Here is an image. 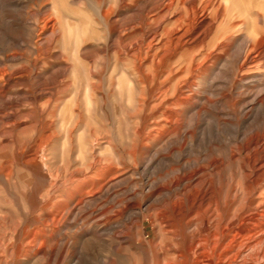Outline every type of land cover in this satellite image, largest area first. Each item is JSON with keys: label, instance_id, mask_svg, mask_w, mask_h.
I'll return each instance as SVG.
<instances>
[{"label": "rangeland", "instance_id": "374dc122", "mask_svg": "<svg viewBox=\"0 0 264 264\" xmlns=\"http://www.w3.org/2000/svg\"><path fill=\"white\" fill-rule=\"evenodd\" d=\"M150 1L156 0H0V155L25 160L32 150L43 144L39 156L44 158L42 161L38 158L34 167L44 173L60 168L61 173L66 157L69 155L73 160L76 156L75 161L79 162L80 157L75 155L77 146L90 144L92 140L94 144H114L121 148L123 144H141L139 138L142 137L151 144L152 153L157 148L155 144H172L161 152L166 156L163 160L150 165L146 177H158L175 167L177 158L173 150L176 149L180 155L178 162L193 166L190 176L197 178L199 184L220 191L224 208L235 201L232 207L236 213L232 212L227 222L238 226L241 224L239 216L247 211L251 195L241 194L236 182L247 187L264 174V105L259 104L260 100L264 102V92L259 94L258 102L251 104H254L253 109L241 110L240 106L251 101L252 95L261 88L259 73L263 74L264 68L258 69L260 72L257 69L238 72L235 50L242 34L262 25L258 15H264V0H233L237 4L235 15L239 21L244 20L243 29L247 31L238 32L237 28L226 32L234 44L233 49L223 54L214 51L212 61L218 56L215 65L205 62L213 64L210 74L194 80L187 78L193 81L187 94L197 97L191 98L186 128L185 124L181 128V122L175 121L172 112L166 119L159 120V124L154 118L143 124L135 115L134 100L138 96V85H143L137 81L145 76L139 78L133 69L141 61L131 62L127 57L142 45L146 28L152 33L155 31L156 21L147 27L145 15L159 18L166 14L170 20L176 14L169 7V0H160L161 6L150 13V5L146 4ZM203 17L199 16L195 23L203 21L202 25L206 26L214 12ZM223 17L215 19L216 26L224 24ZM195 36L193 32L190 39ZM207 41L208 38L205 45ZM201 50L205 53L209 48L197 51ZM182 61L178 54L171 59L174 67L180 66ZM89 84L97 85L96 92ZM198 97L204 101L200 102ZM76 101L81 115L77 124V116L72 112ZM68 144H73V150L67 154ZM109 155H115L112 149ZM0 161L6 163L4 159ZM130 170L128 167L117 179L125 178L126 183L133 186L137 176ZM146 177L141 176L143 180ZM172 179L176 181L177 176L173 175ZM13 181V184H5L0 177V233L10 220L14 225H22L32 219L41 203L35 193L43 194L49 179L22 169ZM124 187L125 184L120 185L116 191ZM146 205V200L140 204V218L145 217L146 222L142 246L131 241L136 240L135 230L126 222L118 226L114 234L100 235L102 242L94 239L92 233L85 241V234L98 231L104 223L115 220L113 211L109 214L111 218L101 220L96 226L83 216L80 220L83 225H77L78 239L65 247L61 255L55 257L54 254L40 262L31 256H21V260L23 264H101L102 261L105 264H150L152 254L157 257L168 241L150 221ZM263 205L264 202L257 199L250 207L259 210ZM148 243L153 244V253ZM38 247L34 246L28 255Z\"/></svg>", "mask_w": 264, "mask_h": 264}, {"label": "bare ground", "instance_id": "6f19581e", "mask_svg": "<svg viewBox=\"0 0 264 264\" xmlns=\"http://www.w3.org/2000/svg\"><path fill=\"white\" fill-rule=\"evenodd\" d=\"M252 2L256 3V1ZM146 4L150 5V13L161 6L160 0ZM235 5L237 4H234L233 0H169V7L176 13L169 18L170 20H167L166 14L159 18L155 17L156 15H145L147 27L150 26V22L156 21L155 31L152 33L146 28L147 30L143 33L144 39L141 40L142 45L139 44L136 49H133L134 52L132 50L133 54L131 52L127 57L131 62L136 59L141 61L133 69L139 78L141 75L145 76V79H139L136 76L139 79L138 84L143 83L141 86L138 85V96L134 100L135 115L141 123L145 124L149 119L154 118V122L159 124V120L166 119L172 112L176 116L175 121L181 122V128L188 127L189 120L186 114L192 105L191 98H196L197 95L187 94L191 91L190 87L193 83L187 78L194 80V78H202L210 74L212 65L218 58L217 56L212 61L214 51L223 54L233 49L234 44L230 36L225 33L235 31L237 28L238 32L242 31L245 25L244 20L239 21V17L235 15ZM258 6L256 7L259 8ZM210 11L214 12V21L211 18L212 21H208L206 26L202 25L203 21L195 23L199 16H206ZM255 14L254 16L257 15ZM220 15L225 16L224 24L216 26L215 19ZM258 16L262 25L242 34L239 47L235 50V62H237L238 72L241 71V73L264 68V15ZM193 32H196V36L190 39ZM156 36L159 38L157 39ZM207 38V45H205ZM156 39V43H153ZM202 47H208L209 50L205 53H202V50L197 51ZM176 54L183 59L178 67H174L171 63V59ZM207 61L213 64L206 65ZM263 74L259 73V77L262 76L259 78L262 80L261 88L252 95L251 101L241 104V110L247 107L253 109L254 104L252 106L251 104L255 103L259 94L264 92ZM184 78L187 80H183ZM183 81L185 82L182 84ZM166 83L171 85L167 86ZM96 87L95 84L90 85L95 92ZM185 88L187 90H184ZM87 90L88 87L85 85V91ZM152 99L155 102H152ZM199 100L201 102L203 99L199 98ZM74 104L72 112H75V115L71 114L77 116V124L81 117L80 107L77 101ZM259 104L261 107L264 102L260 100ZM219 105L222 106V103ZM182 124L185 126L183 127ZM66 139L69 138L66 136ZM139 141L141 144H123L121 148H116L114 144H94L93 140L90 144H79L75 153L80 157L79 162L76 163V156L72 160L68 155L61 167V173L60 168L49 169V172L44 173L38 167H34L33 164L38 158L41 161L44 158L39 156V150L43 144L39 145V149L32 150L30 157L25 160H20L21 158L14 160L12 157L0 155V160H6V163L0 161V177L4 179L5 184H13V179L22 169L32 175L49 179L44 193L41 195L35 193L41 203L32 219L22 225L19 223L14 225L10 220L2 226L0 264H23L21 256H31L39 262L54 254L57 257L61 255L65 247L78 239L77 225L81 224L80 220L83 216L88 217L96 226L101 220L111 218L109 214L113 211L116 213L113 222L104 223L101 229L90 231L83 237L92 233L94 239L102 242L100 235L114 234L118 226L130 223L136 234V240L131 241L137 246H142L146 225L145 217L140 218L142 212L140 204L143 200L147 201L146 209L150 211V221L158 226L161 235L168 241L166 246L158 252L157 257L152 254L150 264H264V205L259 210L255 208L253 210L250 207L257 199L264 202V174L247 187H242L239 182H236V187L241 194L249 193L251 199L249 205H246L247 211L245 210L239 216L241 224L234 226L227 220L234 210L232 206L235 201L224 208L221 204L220 191H215L207 184H199L197 178L190 176L193 166L188 163H179L180 155L176 149L173 150V155L177 158L175 167L162 173L163 175L159 174L158 177H146L145 174L150 165L163 160L166 156L161 152L170 148L172 144H155L157 148L152 153L150 152L151 144L144 142L142 137ZM145 141H148V137ZM72 147L73 144H68L67 154L72 152ZM110 149L113 150L114 156L109 155ZM139 165H141L140 172ZM128 167L137 176L136 184L134 183L133 186H129L125 178L117 179V176L120 173L124 174ZM173 175L177 176L176 181H173ZM141 176L146 177L145 180ZM123 184L125 187L117 192L116 189ZM234 212L233 215L236 213ZM117 218L120 220H116ZM125 236L128 237V233ZM88 239L90 238L87 237L85 241ZM36 245L39 247L34 253L28 255V252ZM148 248L153 253V244L148 243ZM101 264L105 262L102 261Z\"/></svg>", "mask_w": 264, "mask_h": 264}]
</instances>
